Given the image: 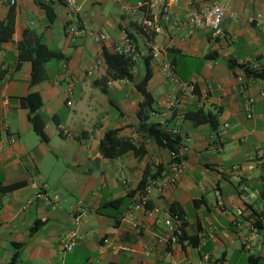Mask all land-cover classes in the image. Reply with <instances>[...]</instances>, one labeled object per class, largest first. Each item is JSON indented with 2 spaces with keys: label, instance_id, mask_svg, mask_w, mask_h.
I'll return each mask as SVG.
<instances>
[{
  "label": "crops",
  "instance_id": "0c3cea01",
  "mask_svg": "<svg viewBox=\"0 0 264 264\" xmlns=\"http://www.w3.org/2000/svg\"><path fill=\"white\" fill-rule=\"evenodd\" d=\"M208 3L226 7L221 37L189 22L191 11ZM11 11L14 36L0 43V185L16 188L0 192V264H10L16 253V264H206V255L212 264H263L264 81L241 73L239 65L264 70V26L250 23L257 18L264 25V0H4L0 24ZM75 25L88 32L73 34ZM101 33L105 39L97 42ZM124 33L136 48L135 79L113 81L105 64H93L103 59V47L115 53ZM147 41L165 49L150 60L151 120L181 134L179 163L186 170L164 193L155 189L147 210L130 222L126 212L142 191L121 208L111 202L132 196L148 167L173 156L148 142L142 158L130 152L110 160L100 154V142L119 128L122 138L138 145L146 140L137 130L144 100L137 84L152 56ZM22 43L46 45L66 59L47 63L48 78L32 85V63H19ZM165 61L180 82L194 84V97L180 92L171 101L177 87L163 73ZM31 93L42 98L34 115L47 140L21 105ZM200 108L218 115L217 128L185 120ZM173 205L184 217V244L169 240ZM153 209L159 212L151 216ZM78 216L83 238L67 251ZM254 228L261 238L251 256L242 240Z\"/></svg>",
  "mask_w": 264,
  "mask_h": 264
},
{
  "label": "trees",
  "instance_id": "16d2710c",
  "mask_svg": "<svg viewBox=\"0 0 264 264\" xmlns=\"http://www.w3.org/2000/svg\"><path fill=\"white\" fill-rule=\"evenodd\" d=\"M16 29V15L14 11H11L7 19L0 24V43L10 42L14 36ZM102 57L104 59L108 75L113 81L129 80L133 81L135 75L133 72L134 60L131 56L120 55L111 53L107 47H103ZM152 56L147 57L144 64V75L141 81L137 84V90L143 96L144 100L139 106L137 117L139 120L138 132L146 137L144 142L140 145L137 143L121 137V132L124 128L113 129L104 135L100 142V154L110 160L118 159L127 153H134L137 158H142L147 154V143L153 142L158 148L165 149L172 154V160L168 164L160 163L158 165H152L148 167L145 174L138 186V189L132 194L122 199L111 202L114 206L120 205V208L124 206V202L130 197H134L138 191H143L149 183V179H160L165 176L172 164L181 162L180 148L183 142V137L179 132L170 131L166 126L159 122L151 120V111L155 105V98L148 89L149 83L153 77L151 69ZM66 59L62 52L54 51L48 48L46 45L39 44L35 49L29 48L25 43H22L20 48L19 63L30 61L32 63V78L31 84L36 85L44 82L47 78L46 65L53 60ZM236 63L232 62L231 67L235 68ZM243 69L247 76H252L256 79L264 81V70H254L249 65H239ZM4 77L7 74L5 70ZM0 79H2L0 77ZM21 105L29 110V119L34 131L41 137L42 140H47L43 127L39 126L37 115H34L42 106L43 101L38 93H31L27 97L22 98ZM185 120L191 121L194 125L200 126L208 124L213 128L218 127V115L212 112H207L203 108L197 110H191L185 114ZM16 186L3 187L0 185L1 193H8L13 191ZM173 216H179L182 224L185 228L184 217L182 211L176 206H171ZM254 216V214H253ZM254 226L261 228V222H253ZM37 227L34 229V231ZM191 239V238H190ZM189 238L184 235L180 238L179 243L184 244ZM195 241V239H191ZM19 260V253H16L10 264H16Z\"/></svg>",
  "mask_w": 264,
  "mask_h": 264
},
{
  "label": "built area",
  "instance_id": "2783aa9c",
  "mask_svg": "<svg viewBox=\"0 0 264 264\" xmlns=\"http://www.w3.org/2000/svg\"><path fill=\"white\" fill-rule=\"evenodd\" d=\"M4 0H0V4ZM67 3L72 4L73 0H65ZM121 1V0H118ZM11 5H16V0H11ZM125 11H129V9L125 6ZM227 16V10L226 7L221 3H208L205 4L199 8H195L193 11H191L189 16V22L197 28H202L209 30L213 33L216 37H221L225 33L224 28V21ZM250 23L257 24L258 26H264L260 20L257 18H251ZM71 32L76 35H81L88 32V28L81 27V26H72ZM105 39L104 34H98L96 36L97 42H102ZM146 48L150 51V54L152 55L153 59L159 60L163 52L165 51L163 46H158L152 41H147L145 44ZM114 52L116 54L120 55H126V56H133L136 52L135 45L133 43L132 38L127 34L124 33L123 35V41L121 44L117 45L114 48ZM105 64L104 59L98 60L96 63L93 64V68H98L99 66ZM242 65H248V64H242ZM254 70H258V66L253 67ZM163 73L164 75L170 79L174 84H176V93L172 95L171 101L177 102L179 100L178 94L180 92H188V94L191 97H194L195 92V86L194 84H184L183 82H180L178 79L176 73L173 70L172 65L170 62L165 61L163 63ZM241 73H245V71L242 69ZM212 88V87H211ZM244 90V88H242ZM262 96L264 94L262 93ZM254 103V98L248 99V104L251 105ZM249 105H247L249 107ZM172 106V105H171ZM15 141V140H13ZM186 170V166L183 163H174L172 164L170 168V172L164 176V179L162 180H153L151 179L148 183V185L145 187V189L139 193V195L136 196L134 203L128 208L126 212V219H128L130 222L134 221L135 215L139 212L147 210V206L150 202L151 195L155 189H157L159 192L164 193L168 186H174L180 179V177L183 175V173ZM36 189H38L37 186H35ZM216 195L218 198H220V193L216 191ZM39 197V196H38ZM79 210L80 209H76ZM159 212L158 209L149 210L148 214L153 216ZM253 220V219H252ZM251 220V221H252ZM254 221V220H253ZM167 228L170 232V242L172 244H179L180 238L184 235V226L182 224V221L180 220L179 216H172L167 223ZM76 226L77 229L74 230V232H71L68 235L69 242L66 245L67 251H72L74 246L78 241H80L83 238V235L79 232V228L82 226V219L80 216L76 219ZM87 235H90L88 233ZM261 238L260 232L257 228H254L250 234L245 236L243 238V246L244 249L251 255L255 256L257 253L258 248V242ZM168 257H172V253H168ZM204 260L206 261V264H212L210 257L206 255L204 257ZM172 264V263H170Z\"/></svg>",
  "mask_w": 264,
  "mask_h": 264
},
{
  "label": "rangeland",
  "instance_id": "374dc122",
  "mask_svg": "<svg viewBox=\"0 0 264 264\" xmlns=\"http://www.w3.org/2000/svg\"><path fill=\"white\" fill-rule=\"evenodd\" d=\"M111 109H112V111L114 110V112H115L114 107H111ZM130 120H131V117H129V118H124V119H121V122L130 121ZM263 264H264V262H263Z\"/></svg>",
  "mask_w": 264,
  "mask_h": 264
}]
</instances>
